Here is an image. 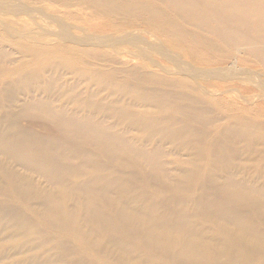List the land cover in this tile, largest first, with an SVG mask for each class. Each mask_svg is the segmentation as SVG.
I'll return each instance as SVG.
<instances>
[{"label": "bare ground", "instance_id": "bare-ground-1", "mask_svg": "<svg viewBox=\"0 0 264 264\" xmlns=\"http://www.w3.org/2000/svg\"><path fill=\"white\" fill-rule=\"evenodd\" d=\"M211 77L264 91V0H0V264H264V94Z\"/></svg>", "mask_w": 264, "mask_h": 264}, {"label": "rangeland", "instance_id": "rangeland-1", "mask_svg": "<svg viewBox=\"0 0 264 264\" xmlns=\"http://www.w3.org/2000/svg\"><path fill=\"white\" fill-rule=\"evenodd\" d=\"M49 6H44V10H45V12L46 13H48L49 14V16L51 15V18H52V20H54V21H57L58 23H61L62 21H63V17L62 18H58L59 16H57L58 14H62L63 12L61 11V13H60V7H58L57 8V10H55V13L57 14V15H55L54 13L53 14H51L52 12H50V10H52L50 7L48 8ZM54 18V19H53ZM80 19H82V22H85V23H87V22H89V20L88 19H86V18H80ZM93 20H99V21H101L100 19H99V17H94V18H92ZM77 26L76 25H74V26H71V31L74 33V34H81V33H83L82 31H80L79 30V28H77ZM93 29V28H92ZM78 30V31H77ZM94 30V31H93ZM92 31V34L93 35H96V34H98V30L97 29H93ZM77 32V33H76ZM78 34V35H79ZM41 40H43V39H41ZM26 41H28L27 39H26ZM134 51V50H133ZM174 56V55H173ZM128 58H129V60H132V57H130V56H128ZM159 61V62H158ZM153 62V63H152ZM152 63V64H151ZM150 64L152 65V69H154L153 71L154 72H157V73H165V71H164V68H166V67H168L167 65H170V67L172 66L170 63H168L165 59H162L161 57H159V55H155L153 58H152V60L150 61ZM154 64V65H153ZM159 64V65H158ZM163 66V67H162ZM165 66V67H164ZM174 68V67H173ZM212 78V77H211ZM71 79V78H70ZM215 79V78H214ZM213 78H212V80H207V81H202V83H200V84H202V85H204V86H206V88L208 89V91H210V93L212 94V96L213 97H207V99H206V101L213 107V108H216L217 110H218V112H220V113H222V114H224V115H226V114H230V113H232V114H234L233 112L234 111H227V110H220V109H218L217 108V106H216V104H215V101H217V97H219V96H215V95H223L225 98H226V100L229 102H234V103H243V102H245L246 101V99H247V97H248V99L252 96V98L254 99V97L255 96H253V94L254 95H258V94H264V91H261L260 89H253V91H252V93L251 92H247V91H245V92H242L239 88H241V87H239L238 86V82H237V80H229V81H220L219 79H215L214 80ZM2 87V84L0 83V88ZM230 87H232V88H230ZM227 89V90H226ZM232 89V90H231ZM234 89V90H233ZM239 91L240 93H241V95L240 94H237L238 95V97H240V98H238V97H233V96H230L231 94H233L234 93V91ZM233 92V93H232ZM258 93V94H257ZM236 94V93H235ZM247 95V96H246ZM250 95V96H249ZM243 99V100H242ZM251 99V98H250ZM211 102V103H210ZM222 111V112H221ZM250 112H252V111H250ZM263 115V114H262ZM258 120H264V115L263 116H261V115H259V117H258ZM23 123L24 124H27L28 122L26 121V120H24L23 121ZM259 147H262V146H260V145H258V148ZM245 159L244 160H242V161H239L238 160V162L241 164V163H243V165H244V172H247L248 174H255V173H257L258 171H259V159L257 158V157H254V158H248V159H246V157H244ZM246 164V165H245ZM76 245H78V247H80V251H84V248H83V246H82V243H80L79 241H76Z\"/></svg>", "mask_w": 264, "mask_h": 264}]
</instances>
